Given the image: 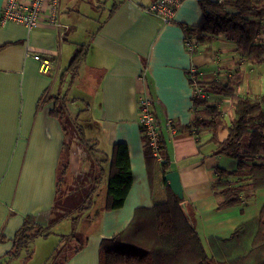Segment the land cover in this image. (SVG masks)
<instances>
[{
    "label": "crops",
    "instance_id": "1",
    "mask_svg": "<svg viewBox=\"0 0 264 264\" xmlns=\"http://www.w3.org/2000/svg\"><path fill=\"white\" fill-rule=\"evenodd\" d=\"M114 1L90 38L83 43L76 42L75 50L80 44H86L78 68L86 65L88 73L98 79V127L89 122L88 128L87 120V130L82 126L86 134L92 127L94 135L88 137L97 141V147L101 149L108 151L113 143L126 144L132 184L121 207L105 211L102 203L93 211L92 202L80 214L76 223L94 226L86 235L82 248L68 255L61 264H99L102 237L112 236L124 228L136 207H149L164 201L168 195L169 187L160 162L148 170L144 160L137 103L140 95L145 93L152 99L151 109L165 140L168 171L179 172L183 197L192 207V220L206 248L209 237H228L239 224L257 217L264 203V187H261L240 204L218 208L217 197L211 189L215 169H232L236 160L214 155L215 145L208 141L210 134L202 127L194 131L181 129L194 119L193 93L187 75L191 66L203 84L212 78L226 81L236 71L240 72V79H247L243 65L238 67L235 57L242 58V55L234 50L235 44L219 35L209 50L204 45L195 46L191 52L186 49L183 25L199 22L202 15L199 0H179L169 23L145 10L153 0ZM3 2L0 0V12ZM67 4L64 7L68 14L62 3L60 6V28L47 23L28 28L12 21L0 22V261L10 249L11 238L25 215H33L35 222L41 225H46L50 219L64 133L59 119L50 114L53 100L43 101V98L65 95V99H77V96L69 97L63 92L72 87L79 69L74 78L66 74L64 81L70 82L66 87L64 81L60 82L62 72L75 52L67 66L59 68L72 22L71 5ZM113 4L116 8L108 15ZM35 53L49 59L46 71L40 69V62L33 56ZM263 71L259 69L257 73ZM140 74L143 79L139 78ZM214 98L217 99L210 100L227 115L229 99ZM71 105L68 101L69 113L80 116L84 108L72 113ZM226 118L230 120L231 117ZM169 119L176 125L173 133L163 128ZM229 120L224 118L225 124ZM225 135L223 128L219 138ZM79 150L78 145L73 144L69 152L71 187L76 184L77 175L90 172L89 160L83 158ZM104 182L105 179L96 192ZM84 183L82 185L86 187L87 181ZM79 188L73 187L70 191ZM69 220L64 221L69 223ZM53 234L59 235L58 232ZM38 238L42 237L35 238L30 243L31 248L42 240ZM22 253L25 254L22 251L20 255ZM17 259L6 264H16Z\"/></svg>",
    "mask_w": 264,
    "mask_h": 264
},
{
    "label": "trees",
    "instance_id": "2",
    "mask_svg": "<svg viewBox=\"0 0 264 264\" xmlns=\"http://www.w3.org/2000/svg\"><path fill=\"white\" fill-rule=\"evenodd\" d=\"M198 3L201 18L196 25H183L185 41L195 46L204 45L209 50L212 41L223 35L235 44L234 50L244 60L264 64V0H199ZM115 8L113 4L108 15ZM85 51L86 44L77 47L67 69L60 76V82L64 81L67 73L76 74ZM234 79L233 75L226 81L212 78L205 82L202 88L205 95L202 97L193 93L191 96L194 119L181 127L186 131L202 127L210 134L208 141L215 145L212 150L214 155L236 160L232 169H215L211 189L217 197L218 208L240 204L251 198L257 188L264 187V90L252 95L239 94L234 86L235 82L237 84L242 80L237 76L239 80ZM215 96L230 101L232 116L228 124L224 122L221 107L210 100ZM50 100L54 102L50 114L59 119L64 133L50 219L46 225H41L35 222L33 215H25L0 264L19 257L22 251L29 256L30 243L37 237L52 234L51 227L60 219L68 218L75 223L80 214L92 205L93 194L103 179L105 197L102 210L105 211L121 207L132 184L126 144L113 143L108 151L97 147L96 141L88 137L84 127L78 123V115L69 113L66 105L73 99H65V95L43 98V101ZM157 125V153L140 125L143 155L148 170L159 161V155L164 175L170 165L161 127ZM223 128L226 135L220 139L219 132ZM73 144L86 153L90 172L82 176L80 188L77 184L73 186L87 190L84 202L69 208L62 198H66L73 189L68 180L69 152ZM84 181H87L86 187ZM192 217L191 205L168 188L164 201L149 207H136L124 228L112 236L102 237L98 250L99 264H264V203L257 217L239 224L228 237H209L208 248ZM74 235L73 231L65 234L68 237ZM83 244L75 246L71 254L79 251Z\"/></svg>",
    "mask_w": 264,
    "mask_h": 264
},
{
    "label": "rangeland",
    "instance_id": "3",
    "mask_svg": "<svg viewBox=\"0 0 264 264\" xmlns=\"http://www.w3.org/2000/svg\"><path fill=\"white\" fill-rule=\"evenodd\" d=\"M67 2L71 5V29L67 34V40H65V44L63 45V53L59 62V68H63L67 66L71 55L73 54L77 44L76 42H86L92 33L99 26L100 22L107 15L109 7L114 3V0H63L61 3L63 7L68 5ZM65 8V7H64ZM66 9V8H65ZM66 13L68 14V10L66 9ZM62 20V19H61ZM239 62V68L243 65L244 71L248 77L247 79H241L242 81L235 82V90L239 94H254L261 93L264 90V71L263 73H257V70H264V66L255 65L247 62L240 56L235 57ZM78 68V67H77ZM238 68V69H239ZM79 69V70H78ZM78 76L75 77V74H71L73 76L72 87L67 91L65 89L63 93L68 95L69 97L75 95L77 99L71 102V112L75 113L77 110L82 109V114L78 116L77 121L80 125H83L87 130V123L89 122L93 124V127L97 125V108L99 106L97 99V82L93 74H89L86 65L82 64L80 68H78ZM236 76L241 78L240 72L238 75L234 73V80ZM245 80V81H244ZM70 82L64 81L63 85L66 87ZM68 98V97H67ZM70 99V98H68ZM210 99H217L211 97ZM219 99V98H218ZM213 102V100H211ZM62 105V104H61ZM70 108V107H69ZM86 108V109H85ZM228 114L224 113V118L226 121L232 116V112L230 109V105L228 104ZM75 116V115H72ZM88 125L89 126L91 125ZM97 130V129H96ZM96 133V132H95ZM92 127L91 130L87 131V136H93ZM97 142V141H96ZM80 153H83V158H87L86 154L83 150H79ZM85 155V156H84ZM222 158H229V156L222 155ZM234 159V158H233ZM235 160V159H234ZM80 161H82V157L80 156ZM73 179L75 178L72 175ZM82 178V174L76 176L75 183L78 186H81L80 180ZM87 194L86 189H78L74 191L68 192L66 198L63 197L62 200H66L69 208H73L76 205H79L84 202V198ZM105 196V182L102 186L99 187L97 192L93 194V211L98 209L99 206L103 203ZM59 199V198H58ZM59 201H61L59 199ZM66 218L60 219L59 224L55 223V226L51 229L54 232H58L59 235L50 234L47 237L38 238L37 240L42 239L41 241L35 242L34 246L29 249V256L25 254H21L16 260V264H59L63 261L68 255L71 254L72 250L75 246L83 243L86 239V235L90 232V229L93 228L94 225H84L79 223H72L71 220L68 222ZM68 228V229H65ZM67 233L73 231L75 234L72 237L65 236V231ZM64 235V236H62ZM45 239V241L43 240ZM36 240V241H37Z\"/></svg>",
    "mask_w": 264,
    "mask_h": 264
},
{
    "label": "built area",
    "instance_id": "4",
    "mask_svg": "<svg viewBox=\"0 0 264 264\" xmlns=\"http://www.w3.org/2000/svg\"><path fill=\"white\" fill-rule=\"evenodd\" d=\"M179 0H153L145 10L157 16L162 22L169 23L173 20L175 8ZM60 6L61 0H4L0 12V22L8 21L16 22L27 26L28 28L36 27L40 23L60 28ZM185 47L188 51H193L195 45L189 41H185ZM34 58L40 62V69L46 71L49 66V59L41 57L35 53ZM188 80L192 93L204 96L203 83L196 73L194 66L188 70ZM143 79V75H139ZM139 122L144 128L149 138L150 145L157 153L159 130L153 111L151 109L152 99L148 94H142L138 98ZM174 123L169 119L163 125L170 133L176 130ZM157 159L162 158L158 155Z\"/></svg>",
    "mask_w": 264,
    "mask_h": 264
},
{
    "label": "water",
    "instance_id": "5",
    "mask_svg": "<svg viewBox=\"0 0 264 264\" xmlns=\"http://www.w3.org/2000/svg\"><path fill=\"white\" fill-rule=\"evenodd\" d=\"M164 180L167 181V185L170 190L177 195L178 198H183V189L182 184L179 176V172L177 170H170L164 174ZM181 205L184 207V203L182 202Z\"/></svg>",
    "mask_w": 264,
    "mask_h": 264
}]
</instances>
